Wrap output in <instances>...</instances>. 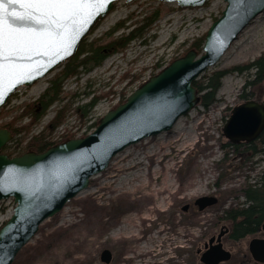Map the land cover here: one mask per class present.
<instances>
[{
	"label": "rangeland",
	"instance_id": "rangeland-1",
	"mask_svg": "<svg viewBox=\"0 0 264 264\" xmlns=\"http://www.w3.org/2000/svg\"><path fill=\"white\" fill-rule=\"evenodd\" d=\"M224 7V0H208L195 8H180L176 3L157 0L116 2L113 10L84 38L86 42H99L100 39L102 43L104 35L121 21L125 22V27L116 31L112 38L141 26L144 16L155 10L160 16L141 38L130 42L126 50L109 55L101 65L88 72L80 71L65 79L63 100L51 105L28 132L24 130L31 120L28 104L35 102L32 105L36 112L41 110L42 105L37 101L62 65L36 84L20 87L0 109V128L15 131L1 152L8 156L26 152L30 140L65 103L71 105L63 121L46 132L45 139L57 144L87 135L107 111L123 103L129 94L172 60L183 56L195 39L205 35ZM114 14L117 16L112 19ZM263 54L264 12L239 34L216 64L197 78L203 80V76L213 71L227 70L216 101L208 107L198 103L169 131L151 136L155 138L149 142L144 140L130 145L121 155L122 151L115 155L105 170L91 177L87 189L40 224L38 232L19 251L12 264H105L100 260L103 249L113 253L109 264H201L194 253L197 246L202 248L221 227H231L225 211L243 202L244 187L256 182L264 172V157L251 158L244 148L235 150L222 131L234 106L246 99H264V81L245 89L244 83L251 79L250 75L233 69ZM107 91L110 93L98 100L87 116L82 118L74 113L75 106ZM243 92L248 95L241 97ZM73 94L77 96L72 98ZM21 102L20 109L13 111ZM26 106V115L10 120L14 114L26 111ZM178 135L182 136V141L173 143ZM164 141L168 143H162ZM137 155L138 159H134ZM136 161L146 163L144 167L151 184L152 171L161 169L162 179L171 180V186L165 185L166 193L155 196L152 185L128 193L122 184H111L115 178L110 175L117 173V168L124 169ZM121 172L118 174H123ZM202 196H213L217 203L200 211L194 200ZM13 204L12 198L0 202V225L11 214ZM185 205L188 207L183 210ZM144 209L149 210L147 214L143 213ZM135 211H138L137 216ZM134 221L138 225L141 222L138 240L118 234L121 226L127 227ZM146 243L150 252L142 254L140 249ZM159 243H163L162 249ZM224 246L234 251L244 248L242 242H232L229 237H225Z\"/></svg>",
	"mask_w": 264,
	"mask_h": 264
},
{
	"label": "water",
	"instance_id": "water-1",
	"mask_svg": "<svg viewBox=\"0 0 264 264\" xmlns=\"http://www.w3.org/2000/svg\"><path fill=\"white\" fill-rule=\"evenodd\" d=\"M120 0H102L98 10L79 30L67 52L54 58L37 56L41 67L11 83H0V109L20 87H30L71 59L94 26L105 18ZM130 2L132 0H124ZM176 3L180 8L203 6L207 0H157ZM225 7L204 35L202 52L188 50L148 78L125 101L100 117L89 134L70 138L42 152L26 151L8 156L2 148L11 132L0 128V202L9 198L13 213L0 227V264H12L19 251L35 236L40 224L59 213L64 205L87 189L92 176L102 172L119 152L139 141L169 131L178 119L198 103L193 82L220 57L239 34L261 13L264 0H224ZM28 63V61H21ZM264 130V99H246L231 109L222 131L231 143H249ZM217 198L202 196L194 200L198 210L215 205ZM187 205L183 210L187 209ZM261 229L264 231V222ZM208 239L199 261L219 264L230 258L220 237ZM215 242V243H213ZM256 260L264 262V244ZM100 260L109 264L112 253L103 249Z\"/></svg>",
	"mask_w": 264,
	"mask_h": 264
},
{
	"label": "trees",
	"instance_id": "trees-1",
	"mask_svg": "<svg viewBox=\"0 0 264 264\" xmlns=\"http://www.w3.org/2000/svg\"><path fill=\"white\" fill-rule=\"evenodd\" d=\"M160 16L158 10L153 11L149 15L144 16V22L141 26L131 29L127 34L120 35L112 38V35L121 28H124V21L119 22L115 27L108 31L101 43L100 39L86 42L84 39L79 45L75 55L67 62L62 64V69L51 80L50 84L45 92L40 96L37 102L42 107L39 112H36V108L32 104H28L31 112L30 122L24 126V130L28 132L31 125L37 123L38 119L45 113V111L54 103L61 102L62 96V84L65 79L76 76L80 71L88 72L96 66H99L109 55L126 50L130 42L135 39L141 38L145 31H147ZM204 41V35L195 39L188 50L195 49L198 53H201L202 45ZM238 72L248 73L251 79H247L244 83V88L252 87L264 81V54L258 56L253 61L234 67ZM227 70H217L211 72L207 76H203V80H195L193 86L197 89L199 94V104L208 107L216 101V94L220 88L221 79L226 74ZM126 76V75H125ZM205 78V80H204ZM110 91L101 93L92 97L88 102L74 107V113L77 116L85 117L89 114L92 108L95 106L98 100L107 96ZM248 94L243 92L241 97H245ZM77 94H73L72 98H75ZM70 103H65L57 110L55 116L44 126L43 130L33 137L28 143L27 151L32 150L35 152H42L48 147L55 144L45 139V134L48 131H52L58 126L64 119L65 111L70 108ZM27 108V106H26ZM26 110V109H25ZM28 112L23 111L18 118H22ZM97 123L95 124V126ZM19 130V129H15ZM14 135L15 131L10 129ZM235 150L244 148L248 152L251 158L261 156L264 157V130L252 142L245 143H231ZM4 150V147H3ZM245 200L240 202L237 206L227 209L225 211L226 217L231 224V237L241 235L243 232L253 231L264 221V172L258 177V180L254 183L247 184L242 190Z\"/></svg>",
	"mask_w": 264,
	"mask_h": 264
},
{
	"label": "snow or ice",
	"instance_id": "snow-or-ice-1",
	"mask_svg": "<svg viewBox=\"0 0 264 264\" xmlns=\"http://www.w3.org/2000/svg\"><path fill=\"white\" fill-rule=\"evenodd\" d=\"M102 0H0V83L39 70L37 56L66 53ZM28 61V63H21Z\"/></svg>",
	"mask_w": 264,
	"mask_h": 264
},
{
	"label": "bare ground",
	"instance_id": "bare-ground-1",
	"mask_svg": "<svg viewBox=\"0 0 264 264\" xmlns=\"http://www.w3.org/2000/svg\"><path fill=\"white\" fill-rule=\"evenodd\" d=\"M116 16L117 15L114 14L112 16V19L115 18ZM22 103L23 102H21L18 105L14 106L13 111L16 108L20 109L19 105L22 104ZM22 112H19L18 114H14L10 120H12L13 118H18ZM180 122H181V120H178L177 123L179 124ZM175 135H177V133H175ZM155 137H147V138L139 141V143L143 142L144 140H148V142H149V140L154 139ZM181 138H182V136L178 135L176 137V139L174 141H172V142L173 143L176 142V144H179L180 143L179 141H182ZM139 143H136V144H139ZM162 143L167 144L168 142L164 141ZM174 147H176V146L174 145ZM128 148H130V147H127L125 150H123L121 153H119V155H121L123 152H125ZM138 157H139V155L135 156L134 159H138ZM136 162H137L136 164L134 163V164L130 165L129 167H124V169L127 170L128 172H121V171H125V170L122 169L121 167L117 168L116 169L117 173H112L110 175V178H112V179L115 178L114 181L111 184H113L115 182L118 183V184H122L121 187L126 188V192H128V193H134L138 189H141V188L142 189H148L150 185H152V190L154 191L155 196H159V195H162L163 193H166L167 189H166L165 185L168 184L169 186H171V180L168 177L165 180L162 179L161 169L155 168L152 171L154 177H152V181L151 182L153 184H151L150 182H148V179H149L148 178V172L146 171V167H144V166H146V163H144L143 161H136ZM136 165L137 166H141V167H137L136 168L135 167ZM135 169H136V171L132 172ZM120 172L123 173V174H118ZM116 177H117V179H116ZM116 188H119V187H116ZM116 188H114V189H116ZM148 211H149L148 209H144L143 213L147 214ZM137 215H138V211H135V216H137ZM140 225H141V222H139V225H138L134 221V223L127 224V227L121 226L119 228L118 234H120V236L122 234L124 237L128 236L129 238H133L134 237L136 240H138L140 238V236H139V234H140V229H139ZM160 232H161V230H160ZM155 247H156V245H155ZM158 247H159V249H162L164 247L163 243H159ZM149 249H150V247L146 243V244H144L141 247L140 252L143 254V253L148 252ZM143 257H146V255L144 254Z\"/></svg>",
	"mask_w": 264,
	"mask_h": 264
},
{
	"label": "flooded vegetation",
	"instance_id": "flooded-vegetation-1",
	"mask_svg": "<svg viewBox=\"0 0 264 264\" xmlns=\"http://www.w3.org/2000/svg\"><path fill=\"white\" fill-rule=\"evenodd\" d=\"M262 223L258 225V227L253 231L250 232L246 231L243 232L241 235L239 234L237 236L231 237L232 229L228 228L227 226L221 227L216 234H213L212 236L216 237L221 231H223L220 240L223 248L230 252V258L227 261H223L219 264H264V262L255 259L256 255L260 254V248L264 244V231L261 229ZM225 237H229L230 240H232V242L235 243L242 242L244 248L234 251L233 248L225 247L224 246ZM207 242L208 241L204 242L202 248L197 246L196 250L194 251L198 260L201 253L205 250ZM112 259H113V253H112Z\"/></svg>",
	"mask_w": 264,
	"mask_h": 264
},
{
	"label": "built area",
	"instance_id": "built-area-1",
	"mask_svg": "<svg viewBox=\"0 0 264 264\" xmlns=\"http://www.w3.org/2000/svg\"><path fill=\"white\" fill-rule=\"evenodd\" d=\"M2 222V221H1Z\"/></svg>",
	"mask_w": 264,
	"mask_h": 264
}]
</instances>
